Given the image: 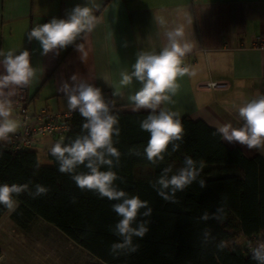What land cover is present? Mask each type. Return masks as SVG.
Wrapping results in <instances>:
<instances>
[{
    "label": "trees",
    "instance_id": "16d2710c",
    "mask_svg": "<svg viewBox=\"0 0 264 264\" xmlns=\"http://www.w3.org/2000/svg\"><path fill=\"white\" fill-rule=\"evenodd\" d=\"M112 111L120 128V135L114 137V147L121 152V158L112 170L121 179L115 183L129 196L147 201L152 208L150 217L139 218L150 223L143 238H134V243L140 246L136 253L119 257L110 254V246L119 241L113 231L120 219L112 210L115 201L79 189L70 175L58 170L50 151L47 153L50 165L40 164L37 172L38 152L30 149L14 153L10 141L1 142L0 146V185L29 184L34 190L40 184L49 188V192L35 199L27 193L14 197L18 207L10 212L0 205V220L10 214L21 229L41 220L100 264H256L251 258V247L264 238V158L259 154L247 157L239 147L227 146L219 134H214L215 128L200 119L184 116L180 121L185 134L182 142L177 141L179 150L173 152L169 145L164 161L153 165L146 157L129 155L130 148L143 152L147 145L150 134L139 125L149 112H126L117 106ZM84 122L78 111H72L65 137L53 141V145L58 141L68 143L81 135ZM185 157L196 162L200 170L198 179H204L206 187L193 182L176 193L177 203L166 202L150 181L154 182L169 165L175 172L183 166ZM78 171L87 170L81 166ZM221 204L226 211L223 222L200 220L203 212L211 214ZM205 228L215 237L207 246L202 244ZM221 240L227 247L218 251L216 243Z\"/></svg>",
    "mask_w": 264,
    "mask_h": 264
},
{
    "label": "crops",
    "instance_id": "0c3cea01",
    "mask_svg": "<svg viewBox=\"0 0 264 264\" xmlns=\"http://www.w3.org/2000/svg\"><path fill=\"white\" fill-rule=\"evenodd\" d=\"M85 3L95 6L97 27L58 56L41 55L39 42L28 41L32 28L53 18L66 19L68 11ZM159 16L167 22L163 27L157 22ZM180 25L192 44L184 65L196 76L179 78L173 103L161 107L178 113L180 119H200L215 129L228 123L242 126L239 107L264 95V0H0V52L27 50L36 70L31 84L13 97V118L21 125L22 108L29 114L72 112L59 89L64 81L71 84L73 75L100 88L105 99L115 101L123 111H148L134 110L128 96L140 85L134 82L130 89L121 88L120 73L131 71L138 52L159 53L167 44L166 31ZM76 44L83 45L81 52ZM206 83L220 86L208 89L202 86ZM117 89L122 98L113 97ZM194 96L201 99L199 105ZM20 131L19 127L16 133ZM53 141L57 140L38 136L32 149L39 156L40 146L47 144L42 149L47 156ZM224 143L239 147L247 157L259 154L264 158V150Z\"/></svg>",
    "mask_w": 264,
    "mask_h": 264
},
{
    "label": "clouds",
    "instance_id": "9594fccd",
    "mask_svg": "<svg viewBox=\"0 0 264 264\" xmlns=\"http://www.w3.org/2000/svg\"><path fill=\"white\" fill-rule=\"evenodd\" d=\"M94 7L85 3L76 5L67 13L66 19L53 18L48 23L40 24L27 33L28 41L35 39L42 49L41 55L54 53L59 55L61 50L73 45L78 38L91 33L97 27L98 19L94 14ZM163 27L166 20L163 16L156 18ZM167 44L159 53L140 51L131 71L120 73V87L130 89L134 82L140 87L128 96L134 110L145 109L149 114L140 122V129L150 134L143 152L138 148H130L129 155L146 157L153 165H159L165 159L169 145L173 152L178 151L185 134L178 113L161 107L164 103H173L180 88L178 79L188 75L195 77L196 72L184 65V57L192 51L191 42L186 39L184 27L180 25L165 33ZM76 49L81 52L82 44H76ZM126 46V45H125ZM0 142L10 141L21 126L13 118V97L17 96L23 88L31 84L36 78V70L31 64L30 53L27 50L15 54L12 51L0 52ZM72 83L64 81L60 91L67 98V106L71 111L79 112L84 118L82 134L68 143L58 141L49 149L50 154L59 165V171L71 176L76 186L82 191H91L100 198L115 201L112 210L120 219L114 226V234L119 238L110 246L113 257L130 255L139 250V244L134 243V238H143L149 231V220L139 219L150 217L152 208L148 202L139 196H129L115 183L117 173L112 169L119 165L121 152L114 147V137L120 135L118 117L113 114L115 101L105 99L101 89L80 80L77 75L71 76ZM238 86H243L238 82ZM113 97H123L117 89ZM238 115L243 121L242 126L233 127L232 124H222L216 128L224 141L239 143L249 150H264V95L252 99L239 107ZM2 146V143H0ZM87 171H78L79 168ZM38 172L40 163L37 162ZM203 167V164L200 165ZM106 168L107 170H101ZM35 174V173H34ZM200 176V170L191 157H185L183 166L173 172L171 165L164 167L153 182L152 187L158 195L169 203H177L176 193L183 192L186 188L198 182L201 188L206 187V181ZM49 188L36 184L34 190L29 184H3L0 185V205L5 206L10 212L18 207L14 198L27 193L33 199L46 195ZM75 203V199L72 201ZM141 209L144 211L141 212ZM226 215L225 205L216 208L209 214L203 212L200 220L207 222L216 220L223 222ZM215 241L211 230L205 228L202 232V244L207 246ZM227 243L223 240L216 243L218 251H223ZM251 258L256 264H264V238L259 239L251 247Z\"/></svg>",
    "mask_w": 264,
    "mask_h": 264
},
{
    "label": "rangeland",
    "instance_id": "374dc122",
    "mask_svg": "<svg viewBox=\"0 0 264 264\" xmlns=\"http://www.w3.org/2000/svg\"><path fill=\"white\" fill-rule=\"evenodd\" d=\"M199 105L201 99L193 97ZM47 144L40 146L39 163L50 165ZM0 264H100L54 226L41 220L17 227L10 214L0 220Z\"/></svg>",
    "mask_w": 264,
    "mask_h": 264
},
{
    "label": "built area",
    "instance_id": "2783aa9c",
    "mask_svg": "<svg viewBox=\"0 0 264 264\" xmlns=\"http://www.w3.org/2000/svg\"><path fill=\"white\" fill-rule=\"evenodd\" d=\"M202 86L210 89L220 84L206 83ZM19 113L21 131L10 137L14 153L32 149L33 141L38 136L62 140L68 131V120L71 118V112L59 113L42 110L36 114H29L25 108H22Z\"/></svg>",
    "mask_w": 264,
    "mask_h": 264
}]
</instances>
